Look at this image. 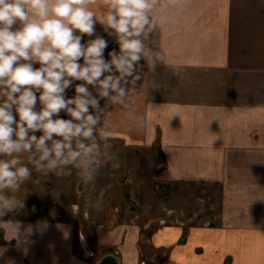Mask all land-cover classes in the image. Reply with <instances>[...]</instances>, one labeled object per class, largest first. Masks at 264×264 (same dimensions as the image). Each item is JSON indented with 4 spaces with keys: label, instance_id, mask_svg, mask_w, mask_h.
<instances>
[{
    "label": "crops",
    "instance_id": "0c3cea01",
    "mask_svg": "<svg viewBox=\"0 0 264 264\" xmlns=\"http://www.w3.org/2000/svg\"><path fill=\"white\" fill-rule=\"evenodd\" d=\"M153 15L162 22L146 43L166 63L153 73L141 60L128 107L106 105L112 139L160 151L161 184L214 189V223L162 220L146 237L136 220L99 221L91 233L72 220L34 216L28 181L16 193L24 208L0 218V264H100L107 255L115 264H149L147 252L157 251L165 253L159 264H264V0H161ZM96 33L109 40L110 59L118 44L99 23ZM129 120L136 129L122 133Z\"/></svg>",
    "mask_w": 264,
    "mask_h": 264
},
{
    "label": "clouds",
    "instance_id": "9594fccd",
    "mask_svg": "<svg viewBox=\"0 0 264 264\" xmlns=\"http://www.w3.org/2000/svg\"><path fill=\"white\" fill-rule=\"evenodd\" d=\"M160 3L0 0V218L24 208L16 193L32 179L33 169L44 177L75 171L86 189L116 158L110 151L114 124L100 102L127 108L142 79L140 61L153 73L166 63L164 53L146 43L162 22L153 15ZM97 23L118 44L119 51L108 52L110 59ZM89 205L101 208L99 202ZM79 211L72 206L74 215ZM84 219H90L87 211ZM15 226L21 238L22 225ZM45 229L43 224L40 230Z\"/></svg>",
    "mask_w": 264,
    "mask_h": 264
},
{
    "label": "rangeland",
    "instance_id": "374dc122",
    "mask_svg": "<svg viewBox=\"0 0 264 264\" xmlns=\"http://www.w3.org/2000/svg\"><path fill=\"white\" fill-rule=\"evenodd\" d=\"M74 94V87L67 90L69 98ZM104 108L107 111L105 103ZM60 115L62 118H69L65 113ZM138 117H135V122ZM134 121H122L121 132H134ZM40 134L36 133L37 136ZM130 140H111L110 151L116 158L108 160L95 182L82 191L79 190L81 180L75 171L70 177H44L33 169L27 195L30 211L39 218L72 220L78 230L83 228L91 233L95 223L99 221L118 225L136 220L146 237L151 229L149 225L159 226L162 220L167 224L177 223L187 227L214 223L215 212L220 209L218 201L214 200L216 206H212L210 197L214 198V189L211 190L208 185L159 183L160 176L157 174L160 172L157 166L162 165L160 155L141 148L135 149ZM216 189L219 190L220 187ZM57 192H60L58 199L55 197ZM89 201L92 204L99 202L101 208L97 210L90 206ZM73 205L79 206L78 215L73 214ZM85 211L89 213L88 220L84 219ZM82 240L83 238L81 243ZM77 242L79 243V235ZM146 249L148 250L147 247ZM147 253L149 264L165 261L163 251Z\"/></svg>",
    "mask_w": 264,
    "mask_h": 264
},
{
    "label": "water",
    "instance_id": "95a60500",
    "mask_svg": "<svg viewBox=\"0 0 264 264\" xmlns=\"http://www.w3.org/2000/svg\"><path fill=\"white\" fill-rule=\"evenodd\" d=\"M107 41L109 43V40H107ZM106 49H105V51H106ZM79 190L80 191L83 190L82 187H81V183H80ZM82 243L85 246L86 251L88 252L87 243H86V241L84 239L82 240ZM89 254H90V252H89ZM115 261H116V257L114 255H107L106 257H104V259L101 261L100 264H115Z\"/></svg>",
    "mask_w": 264,
    "mask_h": 264
},
{
    "label": "trees",
    "instance_id": "16d2710c",
    "mask_svg": "<svg viewBox=\"0 0 264 264\" xmlns=\"http://www.w3.org/2000/svg\"><path fill=\"white\" fill-rule=\"evenodd\" d=\"M156 153H157L158 155H160V159H161V162H162V165L158 164V166H160V167L157 166V168H158L159 171H160L162 168H165V167H166V163L164 164V162H165V158H164V155H163L160 151H157V150H156ZM163 161H164V162H163Z\"/></svg>",
    "mask_w": 264,
    "mask_h": 264
}]
</instances>
